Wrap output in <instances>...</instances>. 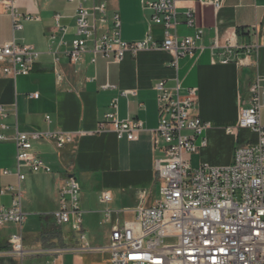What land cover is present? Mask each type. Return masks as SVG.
Wrapping results in <instances>:
<instances>
[{
	"label": "crops",
	"instance_id": "1",
	"mask_svg": "<svg viewBox=\"0 0 264 264\" xmlns=\"http://www.w3.org/2000/svg\"><path fill=\"white\" fill-rule=\"evenodd\" d=\"M6 1L0 0V45L15 37L18 44L34 46L40 57L28 75L17 77L5 75L7 63L0 61V108L4 112L0 114V125L8 126L0 127V134L8 137L0 139V200L11 207L14 193L2 191L20 184L26 214L22 229L13 223L0 226V264H25L20 258L6 255L11 237L18 233L23 234L26 249L40 253L39 259L30 254L28 264L44 259L49 264H111L108 253L81 249L87 243L94 247L107 245L111 225L103 223L105 208L152 206L157 200L156 161L165 156V144L155 143L159 123L155 84L161 80L174 88L179 79L182 97L188 88H198L197 113L210 127L204 132L207 145L190 156L193 167L202 163L227 166L239 144L257 141V134L248 129L236 128L229 133L228 128L237 127L241 109L248 107L250 85L258 76H264V0H223L218 11L202 0H179L177 33L192 36L202 27L204 34L198 42L203 49L195 58L181 57L178 69L171 65V54L161 49L127 54L121 63L98 55L94 63L91 43L82 59L72 63L63 42L76 38L78 1L20 0L19 12L36 19L24 20L23 29L15 34ZM100 1L107 2L109 17L119 14L123 40L141 41L150 30L156 38H162L163 28L151 22L152 12L144 6L154 0ZM189 10L193 11V26L188 24ZM216 41L218 46L214 45ZM228 44L233 45V60L223 63ZM251 44L258 47L247 53L243 47ZM56 71L63 75L61 82ZM114 99L119 101L121 119L143 122L136 139H119L107 125L106 115L112 111ZM261 101L264 124V95ZM17 131L68 132L73 141L62 148L54 141H35L34 150L52 172L35 173L23 168L26 178L19 182L14 141ZM5 170L10 173L5 174ZM70 176L81 186L84 233L98 224L107 226L105 245H94L86 233V242L82 241L80 233L70 225H58L52 217ZM107 190L113 195L109 205L100 201ZM54 249L64 251L49 252Z\"/></svg>",
	"mask_w": 264,
	"mask_h": 264
},
{
	"label": "built area",
	"instance_id": "2",
	"mask_svg": "<svg viewBox=\"0 0 264 264\" xmlns=\"http://www.w3.org/2000/svg\"><path fill=\"white\" fill-rule=\"evenodd\" d=\"M20 0H7L6 9L13 20V31L23 29L24 20H34L18 10ZM78 1L76 10V38L67 45V55L72 63H78L92 45L93 62L101 55L109 62L121 63L127 54L137 55L144 50L161 49L172 56L171 65L179 68L181 57L195 58L202 50L198 42L204 29L198 28L192 36H180L178 26L179 0H154L144 4L151 10V22L163 28L161 39L151 30L138 42L122 39L121 20L118 13L109 17L106 1ZM223 0H202L213 4L218 11ZM188 24L194 25L193 11L189 10ZM59 20V16H57ZM65 32L66 28H62ZM215 46H218L216 41ZM257 44L246 45L247 53L256 50ZM233 45L225 46L223 63L231 62ZM40 52L34 46L12 41L0 45V61L6 62L3 73L17 77L28 75ZM237 62H241L237 58ZM57 80L63 75L56 71ZM174 88L164 80L155 84L158 92L159 123L155 130V143L165 144V156L156 161V172L160 182V198L152 206L143 204L134 208L104 210L103 223L111 225L109 241L105 246L86 244V252H106L111 264H264V124L261 121L264 76H258L249 87L248 107L242 108L237 127L228 128L229 133L237 129H248L257 134V141L239 144L234 151L231 164L213 166L202 163L193 167L190 156L197 154L207 145L204 136L210 124L197 113L198 88L187 89L185 97L180 95L181 81ZM126 93V92H125ZM37 97L38 94H31ZM112 111L106 115L119 139L134 140L143 128V122L119 117V101L111 102ZM0 114L4 115L0 108ZM50 121V116L46 117ZM2 129H8L1 124ZM1 140L8 137L0 134ZM54 141L58 148L73 141L68 132H21L14 137L16 145V168L19 182L26 178L23 168L32 172H52L34 150V142ZM9 174V170L4 171ZM12 191L11 207H5L0 200V226L16 224L22 229L26 214L22 209L23 194L20 184L9 186L2 191ZM81 186L74 176L67 179L60 194L59 207L52 213L58 225H70L85 240L83 210L80 206ZM113 200L110 191L101 194L100 201L109 205ZM131 215V217H126ZM167 239L174 242L168 243ZM64 250L49 252L61 254ZM37 251L24 246L22 233L10 239L8 256L24 258Z\"/></svg>",
	"mask_w": 264,
	"mask_h": 264
},
{
	"label": "rangeland",
	"instance_id": "3",
	"mask_svg": "<svg viewBox=\"0 0 264 264\" xmlns=\"http://www.w3.org/2000/svg\"><path fill=\"white\" fill-rule=\"evenodd\" d=\"M194 164H193V166H194ZM156 188H157L156 198L158 199L161 196L160 195V182L157 183ZM106 228H107V226L102 225V224H98L95 229H89V230L87 229L86 230L84 228L85 229V233L87 235V240L90 241V242L93 240V244L94 245H105L107 243V235H106V233H107L106 230L107 229ZM82 241L86 242V240H82ZM166 242L172 243V242H174V240L173 239H167ZM32 254H34L35 257L38 258L40 253H32ZM31 256H33V255H31ZM38 259L36 260L37 262L39 261ZM23 262L25 264H28V262H30L29 255L24 258ZM38 264H49V263H47L46 259H44L42 261V263L38 262Z\"/></svg>",
	"mask_w": 264,
	"mask_h": 264
}]
</instances>
